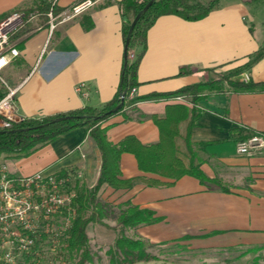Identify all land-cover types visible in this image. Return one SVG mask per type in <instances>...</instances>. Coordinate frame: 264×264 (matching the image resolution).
<instances>
[{"label":"crops","instance_id":"obj_1","mask_svg":"<svg viewBox=\"0 0 264 264\" xmlns=\"http://www.w3.org/2000/svg\"><path fill=\"white\" fill-rule=\"evenodd\" d=\"M75 1L58 0L57 11ZM94 1L87 11L58 23L51 33L45 21L16 38L19 54L7 67L17 87L19 115L42 117L83 106L100 107L116 94L124 51L121 0ZM38 2L42 0H0V19ZM88 20L91 26L85 28L83 22ZM262 46L264 0L257 5L220 0L198 20L159 16L147 30L136 71V99H127L119 112L103 122L107 139L117 143L131 134L144 144L157 142L159 132L152 117H162L168 104L179 103L167 93L206 79L205 69L241 65ZM141 48L136 46L135 53ZM181 68L191 72L180 74ZM244 72L249 80L264 82V57ZM151 94L156 96H147ZM196 107L199 117L190 131L188 157L226 190L190 175L172 180L143 172L134 155L125 152L120 156V176L133 179L132 185L113 192L122 195L123 201L151 210L156 218L137 225L135 239L155 246L180 243L190 250L242 249V256L264 254V155L235 151L246 129L264 133V90L232 92L225 84L223 92L202 94ZM179 128L183 132L185 122ZM178 142L186 151L183 139ZM20 160H5L11 174L79 171L81 176L74 181L89 187L100 168L99 151L84 126ZM142 177L165 183L147 185Z\"/></svg>","mask_w":264,"mask_h":264},{"label":"trees","instance_id":"obj_2","mask_svg":"<svg viewBox=\"0 0 264 264\" xmlns=\"http://www.w3.org/2000/svg\"><path fill=\"white\" fill-rule=\"evenodd\" d=\"M149 1L121 0L119 3L123 44L125 46L127 38L128 44L123 51V64L118 90L111 100L100 107L83 106L42 117H24L12 123L10 127L0 130V159L2 156H12L14 158L28 156L39 147L52 142L61 134L80 126H84L93 139L100 154L99 174L92 186L75 193L72 201L74 217L69 237L66 240L67 253L77 254L78 259L74 264H85L91 260L87 247L86 227L88 223L101 220L105 216L104 208L96 200L100 187L105 184L113 190H121L129 189L132 185L133 179L120 176L119 161L122 153L133 154L139 170L143 172L172 180L190 175L197 178L202 184H214L226 190V187L218 180L207 177L200 169L199 164H195L188 157V152L191 151L190 131L199 117L196 103L202 94L223 92L225 90L224 84H227L232 92L264 90V82L243 81L240 78L242 72L250 69L255 62L264 57V46H262L249 55L246 62L228 69L217 78L207 76L204 80L167 93V95L182 93L187 95L191 106L188 107L182 103L168 104L162 117H152L159 132L157 142L144 144L131 134L126 135L117 143L110 142L106 137L107 127L103 125V122L109 116L119 112L127 99L132 101L136 99L133 96L129 97L128 93L132 87L138 84L136 71L143 54L147 30L150 26L159 16L167 14H174L186 20H198L208 15L218 5V0H209L206 3L200 0H153L148 8L141 13L129 33L132 19ZM243 1L250 5H257L262 0ZM33 8H36L39 12V19L36 24L45 22L47 5L38 2ZM36 24L33 22L26 23L13 34V37L17 38L24 32L32 30ZM83 25L85 28H89L91 21H84ZM138 45H141L142 48L138 53H134V48ZM132 53H134L133 58L130 57ZM208 70L210 69H205V72ZM187 72H191V70L181 68L179 71L180 74ZM4 94L5 89L0 87V98ZM121 95H124L123 103L117 110H114L121 101ZM147 96L152 97L156 94ZM182 122H185L183 132L179 128ZM254 133L256 132L246 129L243 137ZM179 138H182L186 144V151L181 149L178 142ZM141 181L147 185L165 183L157 178L146 177H142ZM154 220L156 218L151 210L140 208L128 200L124 201V207L117 217V222L123 228L149 224ZM144 247L143 240L130 238L121 232L108 251L109 264H126L142 259L145 256Z\"/></svg>","mask_w":264,"mask_h":264},{"label":"built area","instance_id":"obj_3","mask_svg":"<svg viewBox=\"0 0 264 264\" xmlns=\"http://www.w3.org/2000/svg\"><path fill=\"white\" fill-rule=\"evenodd\" d=\"M58 0H42L47 5L45 12L48 31L51 33L58 23L82 14L93 6L94 0H77L67 8L57 11ZM39 12L14 10L0 19V87L5 94L0 98V130L24 117L14 105L17 87L11 86L2 72L19 54L17 40L13 34L26 23H37ZM39 28V25L33 29ZM134 57V53L130 55ZM241 80L248 81L247 72ZM83 84L76 86L81 91ZM135 87L129 90L132 97ZM176 102L189 105L185 94H174ZM238 154L264 155V133L242 137L235 143ZM81 176L79 171L49 173L37 171L28 175H13L5 164H0V264H60V250L66 254V240L74 217L72 207L75 192L72 182Z\"/></svg>","mask_w":264,"mask_h":264},{"label":"rangeland","instance_id":"obj_4","mask_svg":"<svg viewBox=\"0 0 264 264\" xmlns=\"http://www.w3.org/2000/svg\"><path fill=\"white\" fill-rule=\"evenodd\" d=\"M200 1L206 3L209 0ZM219 2L220 0H218V3ZM8 69L7 67L2 72V75L11 86H14V83H11ZM228 69L227 67L211 68L205 73L206 76L217 78ZM14 105H17L15 97ZM25 157L27 156L20 157V161L24 162ZM7 158L14 157L2 156L0 164H5L4 162ZM70 186L75 193L89 188L85 183L80 184L75 181H73ZM113 191L115 190L111 191V188L103 184L96 195L97 202L104 208L105 216L101 220L87 224V247L90 252L91 260L85 264H109L108 251L113 246L115 238L123 232L124 235L135 239L134 236L138 233L134 231L135 227L123 228L117 222V217L124 207V201L122 195L114 193ZM141 240L145 243L144 258L126 264H264V254L261 252L258 256L255 255L254 252L242 256L239 254L242 249L190 250L184 247V244L180 243L155 246L145 242L143 238ZM60 252L62 256L60 264H74L78 259L76 253L69 254L66 252L65 254L63 249H61Z\"/></svg>","mask_w":264,"mask_h":264},{"label":"water","instance_id":"obj_5","mask_svg":"<svg viewBox=\"0 0 264 264\" xmlns=\"http://www.w3.org/2000/svg\"><path fill=\"white\" fill-rule=\"evenodd\" d=\"M152 1H153V0H150V1H149V2L143 7V9H142L141 11H139V12L135 15V17L132 19L131 24H130V27H129V33H130L131 30L133 29L134 24H135V22L138 20V18H139V16L141 15V13H142L143 11H145V10L148 8V6L152 3ZM127 44H128V38L126 39V44H125L124 48L127 46ZM123 96H124V95H121V96H120L121 101H120V103L114 108V110H117V109L121 106V104L123 103Z\"/></svg>","mask_w":264,"mask_h":264}]
</instances>
